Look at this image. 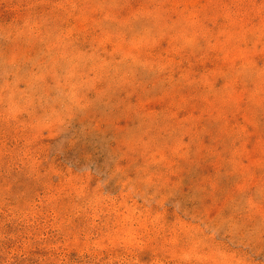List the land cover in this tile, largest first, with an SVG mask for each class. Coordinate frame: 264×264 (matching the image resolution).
I'll return each mask as SVG.
<instances>
[{
  "label": "rangeland",
  "instance_id": "rangeland-1",
  "mask_svg": "<svg viewBox=\"0 0 264 264\" xmlns=\"http://www.w3.org/2000/svg\"><path fill=\"white\" fill-rule=\"evenodd\" d=\"M0 264H264V0H0Z\"/></svg>",
  "mask_w": 264,
  "mask_h": 264
}]
</instances>
